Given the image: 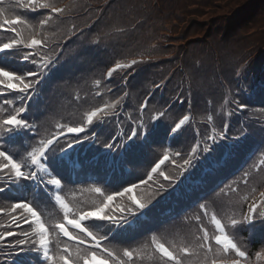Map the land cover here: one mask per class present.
Masks as SVG:
<instances>
[{
    "label": "trees",
    "instance_id": "1",
    "mask_svg": "<svg viewBox=\"0 0 264 264\" xmlns=\"http://www.w3.org/2000/svg\"><path fill=\"white\" fill-rule=\"evenodd\" d=\"M27 2L0 0V23L16 16L27 21L15 25L18 37L10 28L0 29V45L14 37L27 43L32 35H36L49 45L46 51L37 49L39 61L73 31V25L83 30L79 40L72 36L67 41L63 58L59 64L51 67L41 82L40 96L33 101L32 112L40 117L36 121L40 125L39 138L48 137L61 124L85 126L91 110L120 101L114 110L118 116L110 113L109 117L103 118L104 122L94 118L93 123L81 133L92 138L96 150L105 156L92 160L97 152L82 148L77 153L81 160L72 165L65 158L59 160L56 155L51 157L55 175H61L63 179L60 192L70 205L93 207L108 194L120 192L131 183H138L140 178L147 180L143 173L150 171L165 152L169 154V161L161 165L160 171L166 175H177L178 168L170 163L175 152L186 153L197 139L203 143L213 129H221L222 122L229 124L234 136L239 134L241 127L251 133L240 142V154L231 166L220 174V179L240 180L241 169L251 171L248 185L241 183L238 191L229 195L214 193L207 201L209 215L199 220L196 218L201 215L198 206L188 207L178 220L165 225V229H130L131 240L105 241L104 248L126 262L123 249L130 248L133 251L130 264H147L150 261L154 263L149 264H159L161 255L154 251L153 234L167 246H172L167 243L166 233L180 231V236H184L185 242L189 243L200 239L206 230L214 244V255L221 258L223 256L215 251V246H218L214 241L217 229L211 219L215 213L228 225L226 232L247 251V264H264V257L256 256L257 252L264 253V223L257 221L253 226L233 227L231 219H239L240 216L228 209L233 199L244 201L251 187L264 188V169H251V165L264 152L260 148L264 143V130L259 128L264 124V90L256 87L264 81V0H41L42 3L67 8L65 13L58 14V18L53 17L44 26L40 21L49 17V10L33 12L25 7ZM27 51L21 45L16 52L0 54V66L18 74L34 70V65L22 60ZM132 60L138 63L130 68L117 69L111 77L108 76V71L115 68L117 63L129 65ZM251 85L254 89L251 94L241 92V89L247 92ZM2 95L0 117H5L12 105L3 101L18 103V96L9 92ZM236 99L249 103V108L243 113L230 115L235 108L233 100ZM145 101L147 106L142 108ZM161 112L163 116H160ZM185 115L189 116V120L181 126L180 134L171 136V128ZM141 120L151 127L144 138L134 139L116 152L101 146L110 142L113 136L117 141L120 136L126 138L130 129ZM249 122L254 123L255 127H250ZM27 138L26 133L17 132L10 135L8 144L22 152ZM217 147L215 156L219 159L223 155L224 145ZM252 152L255 155L248 161ZM199 172L198 164L193 170L194 179ZM69 175L75 182L68 181ZM28 183L13 185L10 193H0V207L11 206L17 201L16 198L30 199L28 196L32 195L49 224L54 225L56 220H62L63 212L55 202L54 187L51 192L46 193L43 189L35 192L31 182ZM162 183H165L163 178L156 174L146 186L138 183L136 190L140 201L149 205L154 203L159 198L157 190ZM4 184L0 180V186ZM165 187H168L167 184ZM97 188L101 189L100 193L95 191ZM129 202L127 193L117 197L112 207L125 208ZM168 208L167 204L159 205L145 219V224L153 215L163 216ZM6 218V215L0 217V225ZM90 227L101 236L108 232L109 226L99 223L94 226L90 224ZM51 233L52 252L58 256L67 239L55 231ZM237 233L250 237L248 248L241 245ZM198 243L199 240L194 245L185 244L196 249L198 254L194 256H202ZM88 251V248L71 242L73 255L81 256ZM99 251L105 254L103 250ZM32 257L42 264L37 254L33 253ZM228 257H232V254H228ZM21 259L16 264H20Z\"/></svg>",
    "mask_w": 264,
    "mask_h": 264
},
{
    "label": "snow or ice",
    "instance_id": "2",
    "mask_svg": "<svg viewBox=\"0 0 264 264\" xmlns=\"http://www.w3.org/2000/svg\"><path fill=\"white\" fill-rule=\"evenodd\" d=\"M25 7L33 12L40 9L49 10V17L40 21L42 26L48 25L53 17L58 18V14L67 11L66 7H56L48 3H42L41 0H28ZM23 23H27V21L20 16H16L14 19H5L3 23H0V28L9 25L11 26L10 31L17 33L18 37L19 33L15 25ZM72 27L73 31L66 34L65 39L58 42L55 48L39 61L37 59V49L46 51L49 45L45 40L38 39L36 35H32L27 43L23 39L14 37L10 42L0 46V53L7 55L10 50L23 45L29 51L23 55L22 60L35 66L34 70L29 69L23 74H17L16 71H6L4 67H0V86L6 85L7 90L14 91L18 96V103L9 100L3 101L4 104L12 105V107L5 117H0V173L8 177L4 186H0V193L6 191L10 193L13 185L25 182H31L34 191L43 189L47 193L49 186L60 189L62 180L59 177L61 175H55L51 180L46 181L40 173L47 172L51 175L54 172L51 168L52 156L67 153L74 145L92 139L89 136H84L81 139L78 135L85 132L84 125L73 127L63 124L59 125L57 130L50 133L48 137L39 138L40 125L36 121L40 117L32 112L33 101L41 94V82L47 73L51 71V67L60 63L63 53L66 51L67 41L72 36H76L79 40V36L83 35V30L77 29L76 25ZM137 63L136 60H132L129 65L117 63L115 68L108 71V76L111 77L117 69L130 68ZM237 75H240V73L237 72ZM256 87L264 90V81L259 82ZM253 91L252 85L247 92L241 89L244 94H251ZM187 102L191 103L190 100ZM119 103L120 101H117L115 104H105L103 107H96L91 110L87 115L88 124L93 123V118H99L98 122H104L103 118L109 117L110 113L113 116H118L119 114L114 110ZM233 103L235 108L230 115L243 113L249 108V103L239 99L233 100ZM146 106L147 101L141 107ZM26 113L31 114L25 115ZM160 116H163L162 112ZM188 120L189 116L185 115L179 120V123L171 128V133L179 135L181 126L185 125ZM249 126L254 128L255 124L249 122ZM259 128L264 130V124H261ZM150 129L151 127L144 125L141 120L136 127L130 129L126 138L120 136L117 141V138L113 136L110 142L101 146L113 152L120 151L134 139L144 138ZM17 132L26 133L29 137L24 140L27 143L22 145V152L17 151L8 144L10 135ZM249 134H251L249 131L241 127L239 134L234 136L229 130V124L222 122L221 129L219 131L213 129L212 134L207 136L203 143L197 139L195 145L186 153L175 152L170 163L178 168L177 175H166L163 171H160L161 165L165 161H169V154L165 152L163 158L155 162L150 171L143 173L147 176V180L139 179V185L146 186L147 182L152 180L153 174H156L157 177H162L165 182L159 185L157 190L159 198L151 205L143 203L132 196L128 207L113 209V201L117 197H123L126 193H131L133 189L139 186L136 183H131L129 187L123 188L122 192L108 195L98 206L90 208L70 205L65 202L59 191H57L55 199L63 209V222L54 226H47L32 202L27 201L25 197L16 198L17 202L12 204L10 208H0V213L5 214L8 218L6 225H0V229H2L0 230V264H16L19 258H23L20 260V264H38L32 257L33 253L40 257L42 264H109L107 259L98 261L96 251L101 248L102 243L105 241L131 240L130 229L134 228L140 231L165 229V225L178 220L188 210V207L198 206L201 210V215L196 217L198 220L202 216L209 215L207 201L214 193L219 192L229 195L238 191L241 183L244 185L249 183L251 171H244L243 169H241L242 177L240 180L220 179L221 172L226 171L240 154V142ZM61 137L65 138L63 143L60 142ZM220 145H224L223 155L217 159L215 153L218 149L217 146ZM260 148L264 149V143H261ZM29 149L31 150L29 151ZM253 155H255V152L250 153L248 161L252 159ZM178 160L180 163H178ZM108 163L111 166V162ZM198 164L200 172L194 179L193 170L197 168ZM251 169L255 171L264 169V152L261 153V158L251 165ZM68 181L75 182L70 175ZM165 184L168 187H165ZM95 191L100 193L101 189L97 188ZM245 202L246 208L241 212L239 219H231V225L233 227L237 225L253 226L257 221L264 223V188L251 187L249 194L245 197ZM161 204L169 205L168 211L161 217L153 215L150 221L145 224V219ZM211 219L217 229V234L214 236L215 243L221 247L225 256L217 258L214 255L211 238L204 230L198 244L200 253H203L204 264H247L248 253L246 250H242V247L238 245L234 238L226 233L228 225L218 219L215 213L211 215ZM99 223H105L109 226L108 232L101 236H97L93 228L89 226L90 224L94 226ZM24 225H27V228L23 227ZM69 226L75 231H69ZM50 228L52 231L67 237L65 247L58 256L51 254ZM71 242H75L77 246L89 248V253L84 256L73 255ZM152 244L154 251L165 258V264H185V261L190 262L191 258L198 254L196 249L189 246L179 248L175 245L166 246L155 235L152 236ZM103 252L113 259V264H130L133 259V251L130 248L123 249V256L127 258V262L109 252L108 248H103ZM227 254H232L233 258H228ZM256 256L257 258L264 257V253L257 252Z\"/></svg>",
    "mask_w": 264,
    "mask_h": 264
},
{
    "label": "rangeland",
    "instance_id": "3",
    "mask_svg": "<svg viewBox=\"0 0 264 264\" xmlns=\"http://www.w3.org/2000/svg\"><path fill=\"white\" fill-rule=\"evenodd\" d=\"M11 52H13L12 50H10V52L8 53V55L11 53ZM1 54V53H0ZM91 140L92 139H90V140H86L85 142H83V143H81L82 145H80V148L81 147H86V146H88V149L89 148H91L92 150H94V152H97L96 153V160H98V159H100V158H102L103 156H105L103 153H101L100 151H98V150H96V148H97V146L92 142V143H90L91 142ZM95 142V141H94ZM94 144V145H93ZM129 194V198H131L132 196H135L134 195V193L133 192H131V194L130 193H128ZM137 199H139V196H135ZM244 203L246 204V202H245V200L244 201H242V202H239L238 201V199H233L232 201H231V204H230V206H231V208L230 207H228V209L229 210H233L236 214H238V216H240V214H241V212L246 208L245 207V205H244ZM240 210V211H239ZM239 211V212H238ZM214 223V222H213ZM176 230H179V229H177L176 228ZM227 233V232H226ZM153 235H155L156 236V234H153ZM231 237V236H230ZM237 238H238V240L241 242V245L242 246H244V247H246V248H248V244L250 243V237L249 236H244V235H240V234H238L237 233ZM247 238H249V239H247ZM166 239H167V243L169 244V245H175L176 247H183V246H185V244H190L193 240H191L189 243H187V242H185V240H186V238L183 236H180V231H171L170 233H166ZM159 240V239H158ZM196 240V241H195ZM193 242H192V244H190V245H194V244H196V242H197V240H199V242H200V239L199 238H197V239H195ZM215 241V240H214ZM236 241V240H235ZM237 242V241H236ZM163 243H164V241H163ZM199 244V243H198ZM214 245V244H213ZM167 246V245H166ZM136 249V248H135ZM243 250V249H242ZM215 251H217L218 252V254H221L223 257L225 256V253L221 250V247L218 245V246H215ZM156 254L157 255H160L158 252H156ZM156 255V257H155V259H157L158 258V256ZM228 255V254H227ZM152 255H150V257H151ZM162 256V255H161ZM159 256V260H160V263L159 264H164V257L162 256ZM223 257H221V258H223ZM229 258V257H228ZM154 259V260H155ZM151 260V259H150ZM151 263H154V262H152V261H150ZM150 262H145V263H147V264H149ZM204 263V260H203V253H202V256H193L192 258H191V261L189 262V261H185V264H203Z\"/></svg>",
    "mask_w": 264,
    "mask_h": 264
}]
</instances>
